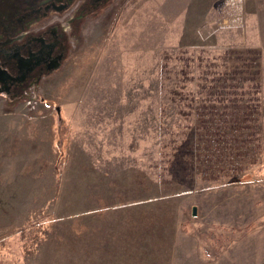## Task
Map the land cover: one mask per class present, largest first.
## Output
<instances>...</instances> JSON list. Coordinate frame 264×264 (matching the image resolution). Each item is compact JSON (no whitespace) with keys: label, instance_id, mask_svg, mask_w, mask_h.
Wrapping results in <instances>:
<instances>
[{"label":"rangeland","instance_id":"obj_1","mask_svg":"<svg viewBox=\"0 0 264 264\" xmlns=\"http://www.w3.org/2000/svg\"><path fill=\"white\" fill-rule=\"evenodd\" d=\"M203 1L115 0L0 92V264H264V8Z\"/></svg>","mask_w":264,"mask_h":264},{"label":"flooded vegetation","instance_id":"obj_2","mask_svg":"<svg viewBox=\"0 0 264 264\" xmlns=\"http://www.w3.org/2000/svg\"><path fill=\"white\" fill-rule=\"evenodd\" d=\"M115 0H0V92L20 97L67 56L66 26Z\"/></svg>","mask_w":264,"mask_h":264},{"label":"crops","instance_id":"obj_3","mask_svg":"<svg viewBox=\"0 0 264 264\" xmlns=\"http://www.w3.org/2000/svg\"><path fill=\"white\" fill-rule=\"evenodd\" d=\"M192 2L190 3V4H185V6H193L194 5V0H191ZM198 1H200L199 3H197V5L198 6H203V5H205V2L203 1V0H198ZM250 0H246V2H245V5L247 6L250 2H249ZM255 2H256V8H259L258 9V11H256V14H258L259 15V10L260 9H262V8H264V0H254ZM248 7V6H247Z\"/></svg>","mask_w":264,"mask_h":264},{"label":"water","instance_id":"obj_4","mask_svg":"<svg viewBox=\"0 0 264 264\" xmlns=\"http://www.w3.org/2000/svg\"><path fill=\"white\" fill-rule=\"evenodd\" d=\"M193 211H194V214H195L196 213V207H194V210Z\"/></svg>","mask_w":264,"mask_h":264},{"label":"trees","instance_id":"obj_5","mask_svg":"<svg viewBox=\"0 0 264 264\" xmlns=\"http://www.w3.org/2000/svg\"><path fill=\"white\" fill-rule=\"evenodd\" d=\"M251 110H254V107H252ZM244 112H245V110H244Z\"/></svg>","mask_w":264,"mask_h":264}]
</instances>
